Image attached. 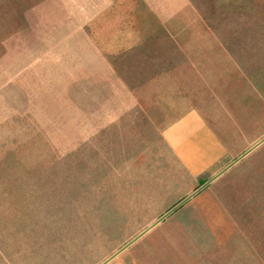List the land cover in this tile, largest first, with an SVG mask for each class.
<instances>
[{
  "label": "rangeland",
  "instance_id": "1",
  "mask_svg": "<svg viewBox=\"0 0 264 264\" xmlns=\"http://www.w3.org/2000/svg\"><path fill=\"white\" fill-rule=\"evenodd\" d=\"M197 106L264 139V0H0V264H103L221 172L165 140ZM106 264H264V142Z\"/></svg>",
  "mask_w": 264,
  "mask_h": 264
},
{
  "label": "crops",
  "instance_id": "2",
  "mask_svg": "<svg viewBox=\"0 0 264 264\" xmlns=\"http://www.w3.org/2000/svg\"><path fill=\"white\" fill-rule=\"evenodd\" d=\"M54 1L55 0H52V3H54ZM59 14H61V12ZM212 30L215 32L214 29ZM214 37L217 40L205 42V44L200 45V47L195 45V54L199 56V59H196L197 64L195 65V69L201 79L209 77L208 75L202 74L204 58L213 57L214 59L218 58V60L232 59V55L229 54V51L226 49L229 47L228 42H224L223 40L225 39L221 38L220 34L218 36L216 32ZM188 42L192 41H187V43ZM199 42L201 43V41ZM191 44L194 43L192 42ZM188 47H191V45H188ZM204 55L206 56L204 57ZM217 76L218 75H212L209 78L214 79ZM240 76H242V74ZM241 84L243 87H240V89H244V87H249L250 89L252 86L257 87L256 83L244 77L241 78ZM257 101L260 102V98L259 100L257 99ZM198 102L197 99V105L200 103ZM254 116L253 113V117ZM225 119L229 125L230 119L227 116ZM235 121L236 124H242L239 118L235 119ZM248 124L246 120H243V125ZM220 126L221 122L215 115L212 116L207 112H203L197 106L194 113L182 117L179 121L175 122L173 126L166 129L164 137L174 149L176 157L186 165L193 174L214 176V174H217L219 171L222 172L224 168L229 166V164H227L229 150L226 143V141L229 140V131H221L219 128ZM250 126L252 125L249 124V127ZM201 180L202 179H200V181Z\"/></svg>",
  "mask_w": 264,
  "mask_h": 264
},
{
  "label": "water",
  "instance_id": "3",
  "mask_svg": "<svg viewBox=\"0 0 264 264\" xmlns=\"http://www.w3.org/2000/svg\"><path fill=\"white\" fill-rule=\"evenodd\" d=\"M262 142H264V139L259 142L257 145H255L253 148L249 149L248 151H246L243 155H241L235 162H233L232 164H230L227 168H225L222 172H220L218 175L214 176L213 178H211L210 180H208L207 182H205L203 185H201L195 192H193L192 194H190L189 196H187L184 200H182L181 202H179L178 204H176L171 210H169L168 212H166L161 218H159V220L157 222H155L154 224H152L150 227H148L146 230L142 231L140 234H138L135 238H133L130 242H128L125 246H123L120 250H118L115 254H113L106 262H104L103 264L108 263L110 260H112L114 257H116L118 254H120L121 252H123L125 249H127L130 245H132L134 242H136L139 238H141L142 236H144L147 232H149L153 227H155L158 223H160L163 219H165L166 217H168L169 215H171L175 210H177L179 207H181L184 203H186L190 198H192L194 195H196L198 192H200L202 189H204L205 187H207L210 183H212L216 178H218L220 175H222L227 169H229L232 165H234L235 163H237L240 159L244 158L247 154H249L255 147H257L258 145H260Z\"/></svg>",
  "mask_w": 264,
  "mask_h": 264
}]
</instances>
